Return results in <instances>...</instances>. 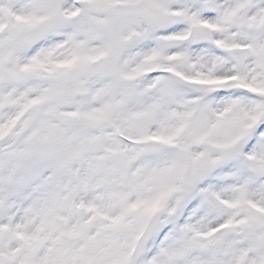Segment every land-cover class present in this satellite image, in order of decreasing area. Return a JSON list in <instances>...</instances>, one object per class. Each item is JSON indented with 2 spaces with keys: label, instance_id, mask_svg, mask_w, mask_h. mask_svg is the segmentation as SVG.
Masks as SVG:
<instances>
[{
  "label": "snow or ice",
  "instance_id": "1",
  "mask_svg": "<svg viewBox=\"0 0 264 264\" xmlns=\"http://www.w3.org/2000/svg\"><path fill=\"white\" fill-rule=\"evenodd\" d=\"M0 264H264V0H0Z\"/></svg>",
  "mask_w": 264,
  "mask_h": 264
}]
</instances>
